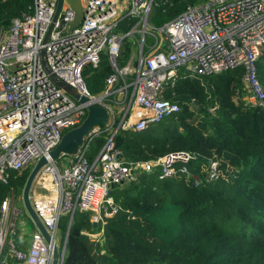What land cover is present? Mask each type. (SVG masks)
Masks as SVG:
<instances>
[{
    "label": "built area",
    "instance_id": "2783aa9c",
    "mask_svg": "<svg viewBox=\"0 0 264 264\" xmlns=\"http://www.w3.org/2000/svg\"><path fill=\"white\" fill-rule=\"evenodd\" d=\"M57 1L32 0L27 12L12 18L8 28H0V183L8 182L9 171L19 173L41 156L48 157L63 132L86 116L87 103L76 101L53 74L96 100L108 120L104 127L92 128L74 154L62 155L67 157L66 167L60 169L55 160L41 167L33 182L38 190L30 192L32 206L55 242L60 218L77 210L88 212L89 220L99 225L96 232H83L100 242L106 219L118 208L110 196L111 184L118 187L145 172L160 180L186 176L195 185L225 178L218 160L202 164L200 175L193 173L190 165L196 155L189 151L120 160L113 137L120 130L140 131L177 113L180 105L164 93L180 77L240 69L242 98L264 110V89L256 71L264 48V0H202L157 28L148 21L153 0H81L83 17L70 31L75 12L63 0L45 40ZM123 18L135 19L127 33L115 31ZM139 26L140 49L129 82V66L121 67L117 60L123 38ZM146 32L154 43L143 54ZM103 52L112 72L104 89L91 94L83 73L86 67L99 66ZM102 133L106 141L89 160V145ZM42 173L52 179L49 190L37 182ZM19 213L8 196L1 202L0 256L5 253L17 264H50V247L36 228L26 248L12 239Z\"/></svg>",
    "mask_w": 264,
    "mask_h": 264
},
{
    "label": "trees",
    "instance_id": "16d2710c",
    "mask_svg": "<svg viewBox=\"0 0 264 264\" xmlns=\"http://www.w3.org/2000/svg\"><path fill=\"white\" fill-rule=\"evenodd\" d=\"M32 0H0V28L28 11ZM202 0H153L149 22L160 27ZM122 23V24H121ZM135 19L123 18L117 32L127 33ZM139 33L123 38L117 60L124 66L137 47ZM150 50L144 45L142 53ZM264 89V48L256 61ZM112 68L105 58L83 73L91 94L104 89ZM241 70L178 78L164 96L180 110L140 131L120 130L114 147L125 161L147 160L169 151L196 155L191 171L218 160L225 178L195 185L186 176L160 180L141 173L110 189L116 212L103 226V243H93L83 231L99 225L88 212L75 211L67 233L62 264H264V110L242 98ZM106 141L102 133L91 141L87 157L94 159ZM29 171H9L0 183V204L20 192ZM69 215L60 218L64 240Z\"/></svg>",
    "mask_w": 264,
    "mask_h": 264
},
{
    "label": "water",
    "instance_id": "95a60500",
    "mask_svg": "<svg viewBox=\"0 0 264 264\" xmlns=\"http://www.w3.org/2000/svg\"><path fill=\"white\" fill-rule=\"evenodd\" d=\"M66 3L70 5V7L74 10L75 16L73 20H71L68 23V28L67 31H70L73 27L79 25L82 17H83V6L81 3V0H65ZM63 3V0H58L57 5H56V10L52 19V23L49 26V29L46 33L45 40L47 39V36L50 32V30L53 27V23L56 20L58 13L61 9V5ZM142 36V35H141ZM140 36V37H141ZM44 63V60H43ZM51 77L56 81V83L62 87L67 93H69L76 101L78 102H86L87 103V113L83 121L75 126L72 127L71 129L67 130L61 137L59 143L52 149L48 157L46 156H41L32 166L30 169L25 182L22 187V192H21V201H22V206L31 219L32 223L35 225V228L41 233L43 236L45 242L49 245L50 251H51V258H50V264H62L63 263V258L65 254V244H66V239H67V233L71 224V220L73 215L71 214L69 216V223L67 226V230L65 233V237L63 240V245L61 249H59L57 243L53 240L51 237L50 233L47 231L45 226L43 225L42 221L36 214L33 206H32V199H31V188L33 185V182L35 180V177L37 176L38 172L40 171L41 167L49 162V160L53 161L55 160L56 157L61 156V155H72L74 154L79 146L81 145L84 136L94 127H99L102 128L105 126L108 120V114L107 111L104 107L99 105L96 100L94 99H89L86 96H83L76 92V90L69 86L68 84L63 83L61 80L57 79L54 77L52 74ZM118 159H123L122 153L119 151L117 154ZM46 175L49 176L47 173H42L39 178L37 179V182H43L42 176ZM51 179V177H50ZM52 181V179H51ZM111 188L117 187L115 184L110 185ZM49 190L50 188H46ZM95 225V223H93Z\"/></svg>",
    "mask_w": 264,
    "mask_h": 264
},
{
    "label": "rangeland",
    "instance_id": "374dc122",
    "mask_svg": "<svg viewBox=\"0 0 264 264\" xmlns=\"http://www.w3.org/2000/svg\"><path fill=\"white\" fill-rule=\"evenodd\" d=\"M150 13L152 14V6H151V9H150ZM150 13H149V16H150ZM148 21H149V18H148ZM150 23V22H149ZM122 24V23H121ZM151 24V23H150ZM155 27V26H154ZM157 28V27H156ZM115 31H117L116 29H115ZM141 31V26H139V27H137V28H135V29H133V32L131 33V34H133V33H139V37H140V32ZM149 31H151V32H153V33H155L156 35H158V37H159V34L156 32V30H149ZM147 32H148V30H147ZM145 33V42H146V44L147 45H153V43H154V39L152 38V37H150V35L148 34V33ZM139 49H140V42H139V44L137 43V47L135 48V50L134 51H132V53H131V55H130V57H129V59L127 60V62L125 63V65L124 66H129V68H130V70H131V72L129 73V75H128V81L130 82V81H132V78L131 77H133L134 76V68H135V66H136V62H137V58H138V52H139ZM107 59V55H106V53L105 52H103L102 54H101V57H100V63L104 60V59ZM99 63V64H100ZM123 66V67H124ZM261 83V82H260ZM262 85V84H261ZM97 95V94H96ZM72 127H70V128H68V129H66L64 132H63V134L67 131V130H69V129H71ZM62 134V135H63ZM67 156H69V155H67ZM55 163L57 164V166H59V168L60 169H63L64 167H66L67 166V163H68V161H67V157H65V156H58V157H56L55 158ZM34 164H31V165H29L27 168H26V171H30V169L32 168V166H33ZM22 172V171H21ZM21 172H19V173H21ZM49 181H48V183L46 184V187H52V181H51V179H50V177H49V179H48ZM32 190L31 191H37L38 189H37V187H36V185H32V188H31ZM21 192H22V189H21V191L20 192H11L9 195H8V197L10 198V199H12L13 200V203L15 204V206L18 208V209H20V213H19V215L17 216V225H18V232H17V234L16 235H14L13 237H12V239L14 240V241H16L17 243H19V241H24V242H26V244L28 245V242H29V239H30V237H31V234H32V231L35 229V225L32 223V221H31V219L29 218V216L27 215V213L25 212V210H24V208H23V206H22V201H21ZM89 239L91 240V238L89 237ZM93 243H97L95 240H91ZM56 243H57V245H58V247H59V249H61V247H62V245H63V241L61 240V234L59 233V230H58V232H57V236H56ZM100 245H102V243H103V240H101L100 242ZM4 256V253L2 254V257Z\"/></svg>",
    "mask_w": 264,
    "mask_h": 264
},
{
    "label": "crops",
    "instance_id": "0c3cea01",
    "mask_svg": "<svg viewBox=\"0 0 264 264\" xmlns=\"http://www.w3.org/2000/svg\"><path fill=\"white\" fill-rule=\"evenodd\" d=\"M43 183L45 181V178L42 180ZM36 193V192H34ZM19 245L22 248H26L27 244L24 241H19ZM3 254V253H2ZM0 264H17L16 261H14L13 259H11L10 257H8L5 253L4 256L2 257V255L0 256Z\"/></svg>",
    "mask_w": 264,
    "mask_h": 264
},
{
    "label": "bare ground",
    "instance_id": "6f19581e",
    "mask_svg": "<svg viewBox=\"0 0 264 264\" xmlns=\"http://www.w3.org/2000/svg\"><path fill=\"white\" fill-rule=\"evenodd\" d=\"M45 178V181H44V184H45V186H46V184L48 183V179H49V176H46V175H43L42 176V179H44ZM49 188H51V187H49Z\"/></svg>",
    "mask_w": 264,
    "mask_h": 264
}]
</instances>
